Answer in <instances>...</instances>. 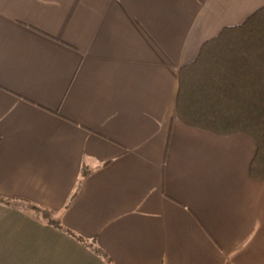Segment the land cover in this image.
Listing matches in <instances>:
<instances>
[{
  "label": "crops",
  "instance_id": "0c3cea01",
  "mask_svg": "<svg viewBox=\"0 0 264 264\" xmlns=\"http://www.w3.org/2000/svg\"><path fill=\"white\" fill-rule=\"evenodd\" d=\"M263 7L0 0V196L63 226L0 204V264H107L70 231L113 264H264L255 144L176 114L181 67Z\"/></svg>",
  "mask_w": 264,
  "mask_h": 264
},
{
  "label": "trees",
  "instance_id": "16d2710c",
  "mask_svg": "<svg viewBox=\"0 0 264 264\" xmlns=\"http://www.w3.org/2000/svg\"><path fill=\"white\" fill-rule=\"evenodd\" d=\"M176 114L189 128L223 137L248 136L256 146L249 176L264 181V7L242 24L224 28L202 46L195 61L181 67ZM89 173L83 170L81 188ZM0 204L31 216L29 211H34L40 221L63 230L56 212L50 209L1 196ZM68 233L113 264L95 240Z\"/></svg>",
  "mask_w": 264,
  "mask_h": 264
},
{
  "label": "rangeland",
  "instance_id": "374dc122",
  "mask_svg": "<svg viewBox=\"0 0 264 264\" xmlns=\"http://www.w3.org/2000/svg\"><path fill=\"white\" fill-rule=\"evenodd\" d=\"M57 216V218H60L58 215H56Z\"/></svg>",
  "mask_w": 264,
  "mask_h": 264
}]
</instances>
